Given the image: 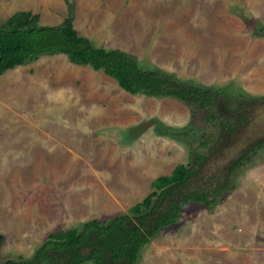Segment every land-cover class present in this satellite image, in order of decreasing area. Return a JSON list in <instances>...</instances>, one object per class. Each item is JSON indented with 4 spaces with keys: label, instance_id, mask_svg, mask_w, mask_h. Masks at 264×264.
<instances>
[{
    "label": "rangeland",
    "instance_id": "374dc122",
    "mask_svg": "<svg viewBox=\"0 0 264 264\" xmlns=\"http://www.w3.org/2000/svg\"><path fill=\"white\" fill-rule=\"evenodd\" d=\"M72 1L74 26L96 45L251 94L258 127L245 129L243 143L264 133V36L253 33L254 22L264 24V0ZM17 10L56 24L67 2L0 0V23ZM193 125L181 100L128 92L64 53L0 73V261L32 255L51 231L141 201L156 176L187 161L182 131ZM168 126L180 129L176 138L161 133ZM252 160L214 208L186 205L139 264H264V151ZM238 201L241 215L232 210Z\"/></svg>",
    "mask_w": 264,
    "mask_h": 264
},
{
    "label": "trees",
    "instance_id": "16d2710c",
    "mask_svg": "<svg viewBox=\"0 0 264 264\" xmlns=\"http://www.w3.org/2000/svg\"><path fill=\"white\" fill-rule=\"evenodd\" d=\"M66 2L67 14L56 24L38 23L39 15L30 10H17L0 23V73L64 53L72 63L102 69L128 92L181 100L196 119V126L182 131L188 158L156 176L152 190L126 211L51 231L32 255L10 256L0 264H139L142 249L175 223L186 205L214 208L234 188L233 173L264 151V133L243 143L248 126L257 133L259 114L247 106L256 98L230 84L182 79L124 49L96 45L74 26L73 1ZM253 33L264 36V24L254 22ZM175 130L180 129L168 126L161 133L176 137Z\"/></svg>",
    "mask_w": 264,
    "mask_h": 264
},
{
    "label": "crops",
    "instance_id": "0c3cea01",
    "mask_svg": "<svg viewBox=\"0 0 264 264\" xmlns=\"http://www.w3.org/2000/svg\"><path fill=\"white\" fill-rule=\"evenodd\" d=\"M229 206V205H228ZM240 207V203H239V201H238V203L236 204V207H233L232 206V210H234V212L236 211V209L238 210V208ZM239 210H241L242 211V209L241 208H239ZM239 210H238V214H240L241 215V213L239 212ZM221 211V210H220ZM220 215H222V214H219L218 216H220ZM234 215V214H233ZM215 216H217V215H215ZM214 219H212V222L210 223L211 225L214 223Z\"/></svg>",
    "mask_w": 264,
    "mask_h": 264
},
{
    "label": "clouds",
    "instance_id": "9594fccd",
    "mask_svg": "<svg viewBox=\"0 0 264 264\" xmlns=\"http://www.w3.org/2000/svg\"><path fill=\"white\" fill-rule=\"evenodd\" d=\"M174 138H176V137H174Z\"/></svg>",
    "mask_w": 264,
    "mask_h": 264
}]
</instances>
